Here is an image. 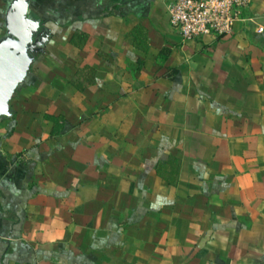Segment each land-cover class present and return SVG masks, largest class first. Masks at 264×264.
<instances>
[{
  "label": "crops",
  "instance_id": "0c3cea01",
  "mask_svg": "<svg viewBox=\"0 0 264 264\" xmlns=\"http://www.w3.org/2000/svg\"><path fill=\"white\" fill-rule=\"evenodd\" d=\"M171 1L28 0L0 264H264V0L191 40Z\"/></svg>",
  "mask_w": 264,
  "mask_h": 264
},
{
  "label": "water",
  "instance_id": "95a60500",
  "mask_svg": "<svg viewBox=\"0 0 264 264\" xmlns=\"http://www.w3.org/2000/svg\"><path fill=\"white\" fill-rule=\"evenodd\" d=\"M27 8L28 0H9L6 6L0 37V116L11 114L9 101L47 39Z\"/></svg>",
  "mask_w": 264,
  "mask_h": 264
},
{
  "label": "built area",
  "instance_id": "2783aa9c",
  "mask_svg": "<svg viewBox=\"0 0 264 264\" xmlns=\"http://www.w3.org/2000/svg\"><path fill=\"white\" fill-rule=\"evenodd\" d=\"M252 0H172L167 6L169 23L185 40L232 33L234 23Z\"/></svg>",
  "mask_w": 264,
  "mask_h": 264
},
{
  "label": "trees",
  "instance_id": "16d2710c",
  "mask_svg": "<svg viewBox=\"0 0 264 264\" xmlns=\"http://www.w3.org/2000/svg\"><path fill=\"white\" fill-rule=\"evenodd\" d=\"M0 117H3V116H0ZM53 119V121H55L56 119L55 118H52Z\"/></svg>",
  "mask_w": 264,
  "mask_h": 264
}]
</instances>
